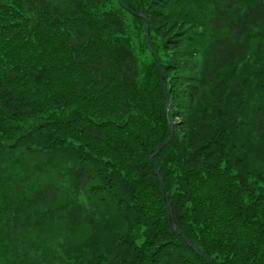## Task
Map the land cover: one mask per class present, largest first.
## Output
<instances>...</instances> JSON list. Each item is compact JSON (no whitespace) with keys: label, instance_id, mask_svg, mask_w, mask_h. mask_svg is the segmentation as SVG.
I'll return each instance as SVG.
<instances>
[{"label":"trees","instance_id":"16d2710c","mask_svg":"<svg viewBox=\"0 0 264 264\" xmlns=\"http://www.w3.org/2000/svg\"><path fill=\"white\" fill-rule=\"evenodd\" d=\"M121 1L0 0V264H264V0Z\"/></svg>","mask_w":264,"mask_h":264},{"label":"water","instance_id":"95a60500","mask_svg":"<svg viewBox=\"0 0 264 264\" xmlns=\"http://www.w3.org/2000/svg\"><path fill=\"white\" fill-rule=\"evenodd\" d=\"M118 2H119V4H120V6H121L124 10L129 11L126 7L123 6L121 0H118ZM129 13H131V12L129 11ZM131 14H132V13H131ZM139 17L145 22V26H144L145 42H146V44H147V47H148L149 51L151 52L150 47H149V45H148L149 31H148V23H147V20H146V18H145L144 16H139ZM151 53H152V52H151ZM158 67H159V71H160V74H161V82H162V89H163V95H164V102H165V105H166V109H167V111H168L169 113H171V108H170L169 101H168V98H167V95H166V91H165L166 80H165V78H164V76H163V72H162V68H161V66L159 65ZM169 126H170V134H169L168 138L164 141V143H163L159 148L156 149V151H155V155L158 154V153H160V152L162 151V149L166 146V144H167V143L171 140V138H172V130H173V124H172V121H170ZM154 173H155V176L157 177V179L160 181L161 186H162L163 199H164V202H165V204H166V206H167V209H168V218H169V222H170V224H171V227H172V229L177 233V235L180 236V233H179V231H178V229H177L176 223H175L174 218H173V215H172L171 206H170V203H169L168 197H167V195H166L165 188H164V186H163V184H162V181H161L160 175L157 173L156 170H154ZM185 243H186L190 248H192L194 251H196V250H195V249H194V248H193L188 242L185 241Z\"/></svg>","mask_w":264,"mask_h":264}]
</instances>
